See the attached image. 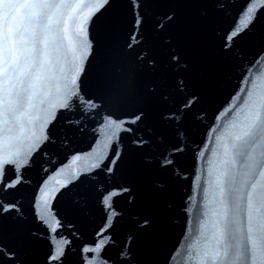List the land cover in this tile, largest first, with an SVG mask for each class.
Segmentation results:
<instances>
[{
  "label": "snow or ice",
  "instance_id": "snow-or-ice-1",
  "mask_svg": "<svg viewBox=\"0 0 264 264\" xmlns=\"http://www.w3.org/2000/svg\"><path fill=\"white\" fill-rule=\"evenodd\" d=\"M217 3L135 0L130 5L131 29L121 47L115 37L123 34L125 20L118 11L101 34L90 39L81 15L83 0H0V264H31L32 241L38 237L26 228L17 194L34 154L46 156L41 146L54 143L48 127L58 121L59 110L98 116L111 131L110 138L122 132L139 148L151 137L145 140L137 133L154 118L159 135L174 150L162 167L178 164L188 147L182 146L181 134L197 123L194 109L201 100L189 48L190 10L199 9L211 20ZM118 5L119 0H96L92 14L98 20ZM238 19L220 38L221 53L230 55L239 40H246L250 47L258 46L257 56L264 54V0H244ZM255 88L253 82L240 102V119L230 123L227 143L221 146L219 207L213 212L211 240L200 249L197 264H264V90ZM41 97H46L47 107ZM233 99L228 98L217 120L236 109ZM216 131L210 125L206 143L201 142L204 147L189 149L194 164L203 159ZM122 139L117 138L110 155L96 157L94 168L106 173L111 183L94 189L105 215L91 239L73 232V240L53 244L50 232L61 227V220L47 200L35 201L33 221L45 225L49 240L40 264H154L139 245L140 234L155 227L153 216L141 217L138 229L116 246L120 221L131 214L141 194L137 153L123 152ZM164 191L161 185L155 195L162 197ZM117 198L126 206L120 207Z\"/></svg>",
  "mask_w": 264,
  "mask_h": 264
}]
</instances>
